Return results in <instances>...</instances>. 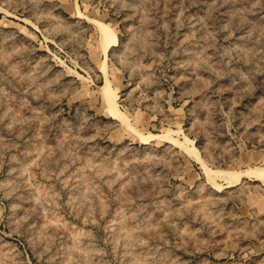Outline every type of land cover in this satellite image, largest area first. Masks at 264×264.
Here are the masks:
<instances>
[{
    "label": "rangeland",
    "instance_id": "1",
    "mask_svg": "<svg viewBox=\"0 0 264 264\" xmlns=\"http://www.w3.org/2000/svg\"><path fill=\"white\" fill-rule=\"evenodd\" d=\"M260 169L264 0H0V264H264Z\"/></svg>",
    "mask_w": 264,
    "mask_h": 264
},
{
    "label": "bare ground",
    "instance_id": "2",
    "mask_svg": "<svg viewBox=\"0 0 264 264\" xmlns=\"http://www.w3.org/2000/svg\"><path fill=\"white\" fill-rule=\"evenodd\" d=\"M97 26L99 29L100 39H101L103 46H104L103 51H104V53H106L107 50L109 49L110 43L113 42V39H112L111 33L109 32L107 26H105L102 23H98ZM106 95H107V101H108L109 107H110L111 112L114 115V117L118 118L120 120V122L125 123L124 118L120 115V112L117 108V102H116L117 96L114 94V91L110 90L108 87L106 89ZM172 138H174V137H171V140L176 141V139H172ZM190 142L192 143V141H190ZM202 167H203V172L205 174V179H206L205 181H207V183H211L214 186H217V184L215 182V177L222 176V174L217 173L216 171H214L212 169H209L207 166L204 165L203 162H202ZM254 174L258 177H262V176H264V169H260L257 172H254Z\"/></svg>",
    "mask_w": 264,
    "mask_h": 264
}]
</instances>
